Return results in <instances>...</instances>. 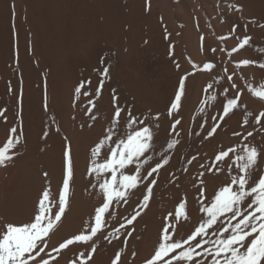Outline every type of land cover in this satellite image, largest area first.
<instances>
[{
    "label": "bare ground",
    "instance_id": "6f19581e",
    "mask_svg": "<svg viewBox=\"0 0 264 264\" xmlns=\"http://www.w3.org/2000/svg\"><path fill=\"white\" fill-rule=\"evenodd\" d=\"M174 1H149V11L152 9L153 12L147 19L158 21L159 18L169 27V33L156 43L160 60L142 66L146 79L143 75L138 76L130 66L117 71L123 104L114 105L112 96H107L104 86H99L92 77L77 94L75 89L81 85L76 83L72 68L59 79V94L54 93L56 81L53 82L50 99H41L33 94L27 78H23V91H18L16 71L0 68V147L9 136L19 137L11 161L0 165V224L10 222L18 225L34 219L45 188L50 192L53 214L58 210L59 189L63 182V153L66 148L70 150L73 178L65 213L50 233L45 252L41 253V257L49 259V264H112L116 253L120 254L117 264H145V260L154 254L164 225L177 224L178 231L171 234L180 240L186 239L198 226L201 217H205V213L199 210L201 206L207 207L215 191L229 184L231 176L238 174L232 160L243 144L256 147L261 153L253 178L264 175V118L260 123L254 119L264 111V100L249 91L250 88L257 90L264 86V68L260 67L264 65V0ZM224 1L232 3V8L237 10L242 22L240 25L233 24L220 10L217 3ZM92 4L97 5V2L92 0ZM136 6L142 13L144 0H136ZM191 11L196 13L207 40L216 47L230 70L234 67V73L224 67L205 44L200 43L195 22L190 18ZM245 36L250 37V43L233 52V47ZM130 51L131 45L126 42L122 53L128 55ZM242 59H251L253 63L241 65ZM205 64L212 67L205 69ZM24 73L28 75V72ZM228 76L232 79L228 80ZM181 78L185 87L180 107L169 115ZM97 88L100 89L99 95ZM237 93L239 107L220 119L223 104L236 98ZM116 106L122 110V121L131 115L137 119L135 129L147 125L153 131V147L141 157V161L147 162L142 164L140 171L148 173L157 163H162L164 157L168 158V163L152 174L156 183L152 186L150 199L147 206L138 211L139 215H134L136 218L131 224H119V232L108 235L110 213L120 214L125 203L114 200L105 213V225L92 241L74 244L57 255L52 248L72 235L88 231L86 225L93 222L95 208L102 203L99 184L112 179L111 171L90 173L88 169L92 160L91 150L108 134L110 115L114 114ZM140 120L145 124H140ZM177 120L180 123L173 128ZM13 128L15 133L10 131ZM213 128L216 130L209 136ZM128 130L126 124L123 127L118 124L113 130V140L124 138ZM249 132L251 136H248ZM172 140L178 143L168 150L167 143ZM114 146L112 141H106L96 157L97 163H103L108 150ZM231 147L237 151L229 153L222 161H215L220 151ZM134 167L135 163L128 165L125 174H135ZM140 185L141 179L135 189L128 191L127 200L138 193ZM201 187L205 192L203 197L199 193ZM181 201L186 203L188 219L176 221L175 207ZM230 215L220 217L217 224L208 230L205 239H215L214 233L221 226H228ZM204 247L211 248V245ZM196 251L203 252V248ZM89 252L90 260L81 257V253ZM194 260L210 264L208 256H196Z\"/></svg>",
    "mask_w": 264,
    "mask_h": 264
},
{
    "label": "snow or ice",
    "instance_id": "6c2138e0",
    "mask_svg": "<svg viewBox=\"0 0 264 264\" xmlns=\"http://www.w3.org/2000/svg\"><path fill=\"white\" fill-rule=\"evenodd\" d=\"M249 43L250 37L245 36L238 42L236 47H233L232 51L237 52L240 49H244ZM252 63L251 59H242L240 61V64L245 66ZM211 67L212 65L210 64L204 65L205 69H210ZM260 67L264 68V65ZM108 72L107 68L103 69L102 77L107 76ZM231 79L232 77L228 76V80ZM102 85L103 79H101ZM82 86L75 89L77 94L80 93ZM184 87L185 82L181 78L179 88L175 91V98L171 102L169 115H172V111L180 107ZM232 87L235 88L236 85L233 83ZM249 91L253 96L264 100V86H262V89L257 90L250 88ZM96 92L99 95L100 89L97 88ZM238 99L239 93L236 94V98L228 99L223 104V116L220 119L228 116L234 109L239 107ZM112 100L113 104L116 105L115 96L112 97ZM158 118L157 116L156 119ZM262 118H264V111L254 117L257 123H260ZM110 120L111 127L107 129L108 134L91 150L92 160L88 171L90 173L94 171L96 173L111 171L112 179L104 180L99 184L102 203L95 208L93 222L86 225L88 231L72 235L59 243L58 247L52 248V252L57 253V255L60 254L61 250L67 249L69 246L78 243L88 244L92 241L93 237L101 231L106 223L104 217L110 204L114 200L126 203L128 191L135 189L141 179V166L147 162L141 161V157L145 156L153 147L154 135L151 127L145 125L135 129L134 125L137 123V119L131 115L126 121H122V110L118 106L114 108V114L110 115ZM139 123L145 124V121L140 120ZM179 123L180 121L177 120L173 124V128ZM245 123H247V120H245ZM118 124L122 127L126 124L129 130L124 138L113 140V130L116 129ZM215 130L213 128L208 135L211 136ZM10 131L15 133L16 129L13 128ZM251 135L252 133L249 132L248 136ZM106 141H112L115 146L108 150L109 154L103 163H97L96 157L99 156ZM18 143L19 137L15 139L12 136L8 137L3 146L0 147V165L11 161L12 154H14L13 150ZM176 143L178 142L175 140L169 141L167 149H172ZM236 151L235 147L228 148L227 151H220L215 156V161H222L229 156V153H235ZM260 155L261 153L258 152L256 147L243 144L240 147L239 154L235 155L232 160V164L235 165L238 174L231 176L229 184L221 186L218 191H215L211 203L207 207L201 206L199 210L205 213V217H201L198 226H195L186 239L180 240L174 238L171 234L172 231H178L177 224L169 223L164 225L154 249V254L145 260V264H174V262L175 264H201V261L194 260V257L201 255L210 257V264H264V175H258L253 178L254 168ZM63 159V182L62 187L59 189L58 210L53 214L50 192L49 189L45 188L39 198L34 219L18 225L10 222L0 224V264H30V262L31 264H49V259L41 257V253L45 252L50 233L61 221L62 215L65 213L69 198L70 181L73 178V163L70 150L67 148L64 150ZM148 159H151V157H148ZM133 163L136 164L135 174H125L124 170ZM167 163L168 158L164 157L162 163H157L155 167L151 168L148 176L157 172L163 164ZM118 170L119 178L117 180ZM209 170L211 171V169ZM155 183L156 181L153 180L147 186V192L143 196L141 207L147 206L152 192V184ZM199 193L201 197L205 195L203 187L200 188ZM185 209L186 203L184 201L179 202L174 212L176 221H180L181 218L184 220L188 219ZM225 214H231L228 226H221L218 232L214 233L216 235L215 239H205L208 236V230L212 229L213 225L217 224L218 219L225 216ZM136 215H139V212ZM169 216H173V213H169ZM135 218L133 216L127 220V223L131 224ZM167 219L168 217H165V220ZM232 221H236V223H232ZM118 232L119 229L114 230L113 235ZM206 244L211 245V248L204 247ZM200 248H203V252L196 251V249ZM94 251L95 246L93 244L92 252ZM48 255L50 256L51 254L49 253ZM37 257H40V259L37 260ZM81 257L90 260L91 252L87 254L81 253ZM52 259L54 260L55 258L52 257ZM119 260L120 254L116 253L112 264H117Z\"/></svg>",
    "mask_w": 264,
    "mask_h": 264
},
{
    "label": "rangeland",
    "instance_id": "374dc122",
    "mask_svg": "<svg viewBox=\"0 0 264 264\" xmlns=\"http://www.w3.org/2000/svg\"><path fill=\"white\" fill-rule=\"evenodd\" d=\"M95 1L97 5L92 4V0H0V68L16 71L18 91H23V78H27L33 94L41 99H50L53 82L56 81L54 93L59 94L58 81L64 72L72 68L78 85L88 84L92 77L100 86L103 79L106 95L115 96L116 105L123 104V90L117 71L130 66L138 76L145 78L142 66L160 60L156 43L165 39L169 27L159 18L158 21L147 19L153 12L152 9L149 11L150 0H144L145 10L142 13L136 6V0ZM225 2L217 3L220 10L233 24L240 25L239 13L232 8V3ZM193 13L191 11L190 18L195 22L200 43L205 44L230 70L216 47L207 40L205 29ZM126 42L131 45L128 55L122 53ZM105 68L109 72L102 77ZM233 68L230 71L234 73ZM114 69L115 72L112 71ZM62 166L64 171V161ZM140 173V195L136 193L128 199L120 214L110 213L108 235L113 234L117 225L127 224V220L142 209L143 196L154 177L148 176L145 171Z\"/></svg>",
    "mask_w": 264,
    "mask_h": 264
}]
</instances>
